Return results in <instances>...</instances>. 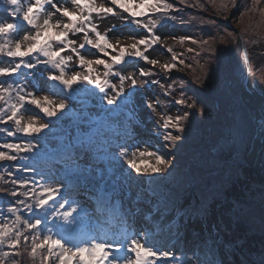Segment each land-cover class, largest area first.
Listing matches in <instances>:
<instances>
[{"label":"snow or ice","instance_id":"6c2138e0","mask_svg":"<svg viewBox=\"0 0 264 264\" xmlns=\"http://www.w3.org/2000/svg\"><path fill=\"white\" fill-rule=\"evenodd\" d=\"M208 3L215 6L216 0ZM260 3L252 0L249 8L239 0H221L216 14L227 21L231 9H236L242 18ZM6 4V16H0V135L4 137L0 141V264H24V257L30 264H168L169 260L187 264L186 254L181 259L173 251L162 250L147 233L104 237L90 231L83 237L78 224L88 214L74 195L73 175L38 169L33 157L40 140H47L56 122L74 107L73 93L91 92L111 106L108 116L121 106L130 116L139 109L155 128L147 138L126 132L115 140L104 139L109 163L136 178L171 176L177 166L173 153L183 143L200 103L187 96L188 86L206 87L210 71L200 65L202 75L177 82L173 75L192 65L182 58L185 53L177 54L162 43L164 37L158 33L188 8L203 10L205 5L200 0L192 4L189 0H103L100 4L96 0H6ZM117 19L119 23L100 30L105 20ZM180 23L184 26L183 20ZM199 27L211 31L220 25L216 19H202ZM125 31L131 42L120 38L112 42L111 35L121 37ZM223 31L219 43L227 40L228 46L239 47L249 29L238 32L225 27ZM172 38L181 45H197L201 51L217 44L214 33L208 40H197L192 34ZM157 48L170 54L171 62L152 58L149 53ZM185 52L197 60L201 56L195 47ZM248 60L245 50L243 62ZM259 82L264 84V71ZM171 109L177 113L173 115ZM29 112L33 114L26 118ZM199 112L203 114L204 108ZM99 134L97 128L94 135ZM94 146L93 134L85 132L55 155L71 159L75 153L77 159H86Z\"/></svg>","mask_w":264,"mask_h":264},{"label":"rangeland","instance_id":"374dc122","mask_svg":"<svg viewBox=\"0 0 264 264\" xmlns=\"http://www.w3.org/2000/svg\"><path fill=\"white\" fill-rule=\"evenodd\" d=\"M96 2L100 4L103 0H96ZM200 3L205 5V9H193L201 17L195 11L188 10L184 12L185 18L190 20L194 17L196 24H200L202 19H216L220 27L218 29L212 28L209 31L207 28L201 29L198 26L192 25L187 28V33L194 35L197 40H208L209 36L214 33L216 34L217 44H213L212 49L208 51H201L199 46L186 43V48L195 47L197 51L201 52V56L197 60L193 58V54L189 53V58L186 62L190 63L192 68L187 72L173 75V79L177 80V82L182 77L191 81L194 74L202 75L200 65H206L210 71L206 87L196 85L193 88L191 85L188 86L187 96L193 99L198 98L200 103L197 105V111L190 117V123L187 132L184 134L183 143L175 151L176 154H173L176 157V165L181 168L183 165H187L182 171V173H187L183 177V181L187 184L181 187L184 206L188 207L189 204L205 202V207L202 211L205 218L200 219L198 214L192 216L191 213H187L182 217L185 224H181V220L176 219L173 221L172 214L162 212L150 199L146 187V181L149 176L136 178L134 174L133 176H129L119 166H113L106 158L107 154L104 152L105 145L103 143L94 146L91 154L88 156L90 157L89 160L81 161L73 153L71 159L60 158L58 165L54 167H47L46 165L43 169L47 170L52 168L53 171H56L61 176L66 173L72 174L74 177L73 181L88 183L87 185L91 186L90 188L93 189V193L95 192V188L100 186L102 179L114 177L118 186L113 193L104 195L106 200H109L110 205L115 207L111 203L113 200L111 198H118L119 203L116 208H119L122 204H125L128 210L133 207H142L141 217L152 209L154 217L151 221L147 222L145 229H142L141 233H147L151 242H155L157 247H163L165 242L164 236L169 233L172 225L177 229H182L183 233L186 228H190L200 238V242L197 243V248L195 249L202 260L187 264H222V262L226 264H262L264 260L257 259V256L245 255L244 249L260 257L264 256V236L260 233H253L252 223L247 222L248 220L244 219V217L236 215L235 209L237 208L235 206L232 207V204L233 200L241 203L245 201L247 199L246 193L250 189H252L258 198L256 203L262 200L264 197V187L262 186V183H264V166L258 172L249 164L250 162L248 163L245 160L242 166L247 180H244L245 182L240 180L241 173L231 175L227 178L225 186L222 184L219 185L223 186L224 189L222 190L215 188L218 181H214L212 178H206L207 175L199 176V169H203L202 165H198L199 163L203 164L204 168L212 169L221 174H228L231 170H234L229 162L224 161L226 156H222L220 147L226 149L229 155L237 156L236 153L241 148L240 146L244 145L245 139L241 137L242 134L247 138L253 134V122L249 114H245L242 107L239 108L234 105L229 88L230 83H233L235 80L240 83L242 80L241 76H234V72L237 69L234 63H239L242 57L241 44L239 47L235 46V44L228 46L227 40H223L222 44L219 43L225 36V32L223 31L225 26L219 23L218 19L221 18L216 14V8L220 5L221 0H216L215 6L211 4L213 6L212 9L205 2L200 1ZM243 5L251 8L252 0H243ZM65 6L70 7L71 10L75 9L70 5ZM261 9H264V0H261V3L256 6L254 12H248L242 18L238 12L232 18L234 24L239 29H249L247 41L251 52V65L258 77L264 71V13L261 12ZM231 11H234V9H231ZM111 23H119V20H105L100 30L103 32ZM163 31H159L158 33L164 37L162 42L172 34H178L169 29H163ZM251 32L258 35L256 41H253ZM127 37L128 32L125 31L123 36L117 37L116 35H111L110 39L113 43H115L117 38H120L122 42H131ZM209 44H212L211 40H209ZM217 48L218 51L216 50ZM149 54L152 58L160 60L161 63L166 62L170 57L161 48H157ZM238 54L239 59L234 60ZM77 94L73 93V99L71 101L74 107L80 104ZM178 94L179 92L177 96ZM94 97L97 103L96 105L88 106L87 109L91 113L86 119L87 123L75 127L68 125L67 129L63 130L64 137L61 140H58L56 135L48 136L47 140L43 142L48 149L55 146L57 142L61 144V149L69 142L75 143L77 135H83L87 132L90 122H99L108 116L107 108L111 106H106V102L102 101L100 96ZM200 107L204 108L203 114L199 112ZM171 112L175 114L177 113V109H171ZM126 113L128 119L124 123L128 121V125L123 127L124 123L118 120L114 124V128L109 130L104 139L115 140L118 137H124L126 132L140 139L141 137L147 138L155 132V128L151 126V121L145 122V118L139 109L137 110L136 116H130L129 110ZM32 114L31 112L26 113V118ZM40 119L41 122H44L42 117ZM118 133H121V135L118 136ZM261 158L264 161V146L262 148ZM137 162L139 163V161ZM149 163H154V161L150 160ZM141 166L143 167L144 165ZM95 177L99 178L94 179ZM224 177L226 176L221 175L220 179ZM206 179L210 181H206ZM213 181L214 185L212 184ZM191 186L193 187V192L191 193L194 195L193 197L187 195L190 191H185V188H191ZM221 194L225 195L222 196L223 198L227 196L226 199L228 200L222 201ZM241 203L239 204L242 205ZM245 203L246 201L243 202V204ZM248 216L250 219L254 218L251 213H248ZM150 223L155 224L153 228H150ZM165 225L167 228L163 230ZM196 226L202 228L199 233L194 231ZM159 231L163 237H157ZM238 239H241V241ZM182 244H188V241L184 240ZM164 247L166 248V246ZM165 250L173 251L169 248ZM173 252L175 253V251ZM175 254L176 256H181V253Z\"/></svg>","mask_w":264,"mask_h":264},{"label":"trees","instance_id":"16d2710c","mask_svg":"<svg viewBox=\"0 0 264 264\" xmlns=\"http://www.w3.org/2000/svg\"><path fill=\"white\" fill-rule=\"evenodd\" d=\"M200 1L205 2L208 5V7H210V9L213 8V6L208 3V0H200ZM195 2H196V0H189L190 4L195 3ZM239 2L243 5V0H240ZM188 10L195 11L193 8H188ZM184 12H186V11H184ZM184 12H182L181 14L185 18ZM231 12L233 13V17H234L235 13L236 14L238 13V11L236 9L234 11H231ZM196 14L199 17H201L198 12H196ZM218 20H219L220 24L229 28V30H232V29H235V27H238V26H236V24H234L233 20H231V22L233 25H235V27L229 26L228 20L225 21L222 18L218 19ZM184 23H189L191 25L198 26V27L200 25V24H196L195 20L192 18L190 20H184ZM224 26H222V27H224ZM251 34L253 36V41H256L258 38V35H256L254 32H251ZM247 36L249 37V34L244 36L245 41H247ZM240 44H241V42H240ZM247 48H248V52L251 53L250 48L248 46V43H247ZM241 51H242V44H241ZM182 58H185L187 60L189 58V54L186 53L184 55V57H182ZM238 59H239V54L234 60H238ZM250 60H251V58H250ZM251 62H252V60H251ZM234 66L237 67L236 71L234 72V76L239 75V76H241V78L243 80V78L245 76V64L243 62V58L241 57V60L239 63H234ZM252 70L255 73L253 68H252ZM187 71H189V68H183L179 73L187 72ZM242 80L240 83H239V81L235 80L233 83L229 84L230 95L232 97L234 105L236 107L238 106L239 108L242 107L244 113L247 115L249 114V116H250L248 108L244 105V103L242 102L241 97H240V85L242 83ZM250 118L252 120L251 116H250ZM252 122H253V120H252ZM252 126H253V134L251 136H249L247 138L244 134H242L241 137L243 139H245L244 145L240 146L241 148L238 150V153L235 152L237 154V156L236 155H229L228 151L226 149H223V147H220L222 156L223 155L226 156L224 161L229 162V164L234 168V170H231L228 174H221L220 172L214 171L212 169L204 168V165L199 163L198 165L203 166L202 170L199 169L200 170L199 176L201 177L202 175H207L206 178H212V179H214V181H218V184L215 185V188L218 190L224 189L223 186H219V185L222 184L225 186V183H227V178L230 177L231 175L241 173L240 180H242V181L247 180L246 174L243 171L242 163L245 161L247 153L251 147L252 140H253L254 135L256 133V126H255L254 122H253ZM230 147H228V148H230ZM232 147H235V146H232ZM194 150H197V149H194ZM198 152H200V151H198ZM174 153L176 154L175 151H174ZM213 156H214V154H213ZM186 166L187 165H183L181 168L177 165L176 168L173 170L172 175L165 178L164 180L160 177L157 178V182H156L155 187H154L155 191L157 193H159L160 195L168 198L173 203H177L178 205L182 204V195L183 194L181 192V187L184 186L185 184H187L186 182L183 181V177L187 173H182V171L186 168ZM0 171H3L2 167H0ZM221 175H225L226 177L220 179ZM206 181H210V180L206 179ZM214 181L212 183L213 185H214ZM262 186L264 187V183H262ZM185 191H190L187 195H191L192 197L194 196L193 194H191L193 192L192 186H191V188H185ZM263 193H264V191H263ZM222 196H225V195L221 194V197ZM226 198H227V196H226ZM246 198L247 199H245V201H246L245 204H243V202H245V201H242V203H241L239 201L236 202V200H233L232 207L235 206L237 208V209H235V212H236L235 214L244 217V219L248 220L247 222L252 223L251 227L253 228V231H260L264 234V197L262 198V200H260L258 203H256L258 198H257V196H255V193L252 191V189H250L246 193ZM254 201H255V203H254ZM204 203L205 202L197 203V204H190L188 207L191 210L202 212L204 207H205ZM239 203H241L243 206L240 205ZM246 211H248V212H246ZM248 213L253 214L254 218L250 219L248 216ZM22 259L24 260V264H30V261H28L27 257H24ZM263 260H264V258H263Z\"/></svg>","mask_w":264,"mask_h":264},{"label":"bare ground","instance_id":"6f19581e","mask_svg":"<svg viewBox=\"0 0 264 264\" xmlns=\"http://www.w3.org/2000/svg\"><path fill=\"white\" fill-rule=\"evenodd\" d=\"M256 81L252 78H245L241 90V100L246 105V107L249 109L251 115L254 118L255 126L258 128L257 135L254 138V142L252 145V148L249 151L248 159L252 165V167L260 172L264 166V161H260L257 159L258 151L262 149L263 147V140L261 139V134L263 131V123H264V117L263 113L261 112V107L258 99V93L256 92L257 86ZM122 215H125L122 213ZM197 227V226H196ZM195 227V228H196ZM202 228H196L195 232L199 233ZM171 235H167L166 238H170L173 236L171 247L177 251L183 252V254L187 255V260H193L200 261L201 258L198 256V254L195 253V248H197V243H199V238L197 235H195L194 232L190 231L188 228L183 232L175 230L173 227H171V232L169 233ZM188 241V244H183V246L179 245L180 240ZM169 263L172 264L173 261L169 260Z\"/></svg>","mask_w":264,"mask_h":264},{"label":"water","instance_id":"95a60500","mask_svg":"<svg viewBox=\"0 0 264 264\" xmlns=\"http://www.w3.org/2000/svg\"><path fill=\"white\" fill-rule=\"evenodd\" d=\"M246 50V46L245 44L243 43V56H244V52ZM247 51V50H246ZM247 65V76L248 78H254V75L252 74V71L251 73L248 72V68L250 67V62L248 60V63L246 64ZM251 68V67H250ZM256 92L258 93V99H259V103H260V107H261V112L263 113L264 115V106H263V103H264V93L259 91V90H256ZM257 159L259 160L260 159V155L259 153L257 154Z\"/></svg>","mask_w":264,"mask_h":264}]
</instances>
